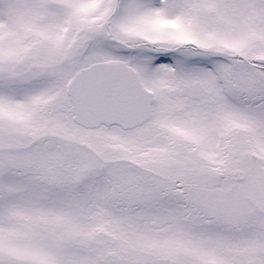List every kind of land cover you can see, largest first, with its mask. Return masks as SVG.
Masks as SVG:
<instances>
[{
    "label": "snow or ice",
    "instance_id": "6c2138e0",
    "mask_svg": "<svg viewBox=\"0 0 264 264\" xmlns=\"http://www.w3.org/2000/svg\"><path fill=\"white\" fill-rule=\"evenodd\" d=\"M0 264H264V0H0Z\"/></svg>",
    "mask_w": 264,
    "mask_h": 264
}]
</instances>
